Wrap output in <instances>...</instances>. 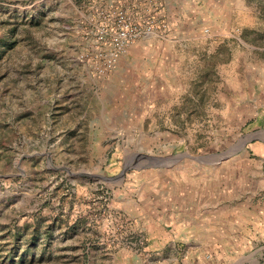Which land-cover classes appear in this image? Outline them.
Listing matches in <instances>:
<instances>
[{"label":"rangeland","instance_id":"rangeland-1","mask_svg":"<svg viewBox=\"0 0 264 264\" xmlns=\"http://www.w3.org/2000/svg\"><path fill=\"white\" fill-rule=\"evenodd\" d=\"M0 264H264V0H0Z\"/></svg>","mask_w":264,"mask_h":264},{"label":"built area","instance_id":"built-area-1","mask_svg":"<svg viewBox=\"0 0 264 264\" xmlns=\"http://www.w3.org/2000/svg\"><path fill=\"white\" fill-rule=\"evenodd\" d=\"M120 38L121 39L127 38V34L126 33L121 34ZM116 56L117 55L115 52L110 53L109 56L107 57V59H105L103 61V64H102L103 66H102V68L99 69V71L102 72V71L110 69L112 67L114 61H115Z\"/></svg>","mask_w":264,"mask_h":264}]
</instances>
